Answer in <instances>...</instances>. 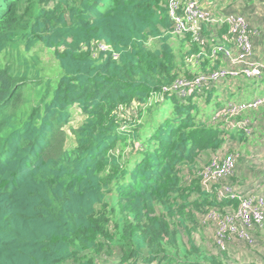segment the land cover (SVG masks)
<instances>
[{
    "label": "trees",
    "instance_id": "obj_1",
    "mask_svg": "<svg viewBox=\"0 0 264 264\" xmlns=\"http://www.w3.org/2000/svg\"><path fill=\"white\" fill-rule=\"evenodd\" d=\"M174 28L168 0H0V264H225L197 241L200 215L238 200L197 171L247 137L217 118L245 100L219 99L227 79L164 91L185 74L187 40L198 72L221 67L205 41L175 45ZM202 33L230 37L227 23ZM239 77V91L264 80Z\"/></svg>",
    "mask_w": 264,
    "mask_h": 264
},
{
    "label": "rangeland",
    "instance_id": "obj_2",
    "mask_svg": "<svg viewBox=\"0 0 264 264\" xmlns=\"http://www.w3.org/2000/svg\"><path fill=\"white\" fill-rule=\"evenodd\" d=\"M244 2H248V0H199L202 7L207 8L214 13V15L218 16L232 12L241 13L246 16V12L242 11L243 6L245 5ZM229 7L231 9L227 10ZM252 23H255V21L253 20L249 22L250 36L253 43V52L250 57L243 63H233L229 60L228 56H224L221 52V67H229L231 70H236L240 73L243 71L252 72L256 69L264 76V70H261V65L264 64V28L257 27V25L253 26ZM187 34L190 35L192 42L198 43V41H196L189 33L176 34L178 36H176L172 42L179 46L178 41ZM203 38L211 49L215 46V51L218 50L219 44L223 42L216 34L213 33L208 36L204 35ZM229 38L230 37L227 39ZM255 38L257 40L259 39L261 47L259 51L260 55L256 57L254 56L256 51L253 41ZM186 43H188L187 46H185L182 50V53L184 54L183 57L185 59V74L183 76L192 77L197 75L199 72L195 62V55L187 53L189 46H191V42L187 40ZM223 44L233 48V51H237V46L235 43L233 44L231 39L225 40ZM40 52L44 58L45 64H53L54 61L51 53L46 50ZM214 57H218V53H214ZM239 76L240 74L238 77ZM239 79L244 78L239 77ZM230 81L232 83L239 82L238 78L227 79L217 84L218 89H225L224 91H226V87L227 85L229 86ZM260 81L261 89H259L258 86H254L255 88L250 87L248 90L242 89V92L237 91L236 93V91H234L236 94L234 93L235 97L233 98L230 97L231 93L229 94V92H226L219 96V99L251 100L260 94L259 91L264 90V80ZM240 110L241 111L238 112L230 111L225 113V125L228 128H232L234 124L239 123L240 121V126L250 123V127L247 128V130H250L251 132L248 133L245 130L244 133H246V138L233 140L225 144V146L212 153L211 156L204 155L202 160L199 161L197 176L199 177L200 169L209 159L220 158L223 159L224 163L230 157L232 160V174L226 179H223L218 183H214V186H220L227 183L228 185L234 187L235 190L239 191L244 198H253L257 196L264 197V105H255L253 103L251 107ZM119 113L122 117L129 118L136 113V106L132 105L128 108H122ZM83 119V113L78 108L73 109L71 121L65 126V130L67 132V147L73 145L74 137L72 131L83 121ZM144 119L145 117H143V120ZM240 126L236 127L239 128ZM129 150L130 148H126V151ZM211 187L213 188V184H211ZM239 205L240 203L236 206V208L227 206L219 212L210 211L209 215H200L203 226L201 231L196 235L197 241L204 245V247L210 252L221 256L225 264H264V206L253 208V210L248 208L247 211H242L240 214L238 213L240 217L233 219V222L236 223L235 230L229 232L231 238L227 239V242H225V248H220L215 241L216 233L221 226L219 220L224 219L227 221L229 218L228 221L230 222V218L235 217L237 214ZM260 216H262V219H260ZM255 218L258 221L255 220ZM245 235H249L251 240Z\"/></svg>",
    "mask_w": 264,
    "mask_h": 264
},
{
    "label": "built area",
    "instance_id": "obj_3",
    "mask_svg": "<svg viewBox=\"0 0 264 264\" xmlns=\"http://www.w3.org/2000/svg\"><path fill=\"white\" fill-rule=\"evenodd\" d=\"M168 9L171 18L175 22L174 34H191L196 41L199 43L204 42L203 38V24L204 23H213V24H222L227 23L229 26L230 38L233 44L237 46V51H233V48L220 43L217 51L212 49V54L214 53H223L224 56H228L229 60L233 63H243L247 60L251 53L253 52V43L250 36L249 22L247 18L241 13H228L225 15H214L210 10L205 7H202L199 3V0H168ZM228 38V37H227ZM226 38V39H227ZM227 39V40H229ZM233 39V40H232ZM101 48H105L103 44H100ZM221 53V54H222ZM261 70H264V64L261 65ZM246 75L252 77H261L259 70L254 69L251 71H243L242 73L231 70L229 67H220L215 70L208 72L198 73L195 76H180L177 77L171 84L164 87V91L169 93H175L180 97H186L192 89H199L203 86L211 85L212 83H217L225 79L235 78L238 75ZM263 74V73H262ZM264 105V95L256 96L251 100L235 102H228L220 110L218 119L224 121L225 113L230 111L238 112L240 109H246L253 105ZM225 123V121H224ZM239 123L234 124L232 128L240 126ZM250 127L249 124H243L239 128H243L248 133L251 132L247 130ZM232 160L229 157L226 162L223 163V159L212 158L209 160L199 171V177L202 186L204 189L211 191L214 190L219 198L227 199H237L239 209L235 217L229 218L226 220L220 219L219 223L221 224L219 230L216 233V243L220 248H225V242L227 239H230V231L235 230L236 223L233 222L234 218L240 217L239 214L242 211H247L248 208L253 210V208L263 207L264 206V197L257 196L253 198H244L242 194L235 190L234 187L226 184L220 186H214V183H218L223 179H226L232 174L231 170ZM213 184V188L211 187ZM254 204V205H253ZM210 211L219 212L220 209H211ZM209 212L207 213L209 215ZM239 213V214H238ZM262 219V216H260ZM255 220H257L255 218ZM232 221V223H231ZM258 221V220H257ZM251 237L249 235H245Z\"/></svg>",
    "mask_w": 264,
    "mask_h": 264
},
{
    "label": "crops",
    "instance_id": "obj_4",
    "mask_svg": "<svg viewBox=\"0 0 264 264\" xmlns=\"http://www.w3.org/2000/svg\"><path fill=\"white\" fill-rule=\"evenodd\" d=\"M224 1V0H222ZM244 6H243V9L242 11L246 12V18L247 20L250 21H255V23H252V25H257V27H262L264 28V0H248V2H244ZM231 8L229 7L227 10H230ZM228 14V13H226ZM222 15H225V14H222ZM221 16V15H220ZM254 41V47H255V57L256 56H259L260 53V42H259V39L257 40L256 38L253 40ZM263 41V40H262ZM258 52V53H257ZM196 62V61H195ZM196 65H197V69L198 71L200 70L199 67H200V64H197L196 62ZM236 82L234 83H230L229 84V87L226 89V91H224L225 89H221V92H220V96L223 94V93H226L227 91H238L239 92V89L240 86L242 84L238 83L236 85Z\"/></svg>",
    "mask_w": 264,
    "mask_h": 264
},
{
    "label": "clouds",
    "instance_id": "obj_5",
    "mask_svg": "<svg viewBox=\"0 0 264 264\" xmlns=\"http://www.w3.org/2000/svg\"><path fill=\"white\" fill-rule=\"evenodd\" d=\"M220 16V15H219ZM246 17V16H245Z\"/></svg>",
    "mask_w": 264,
    "mask_h": 264
}]
</instances>
